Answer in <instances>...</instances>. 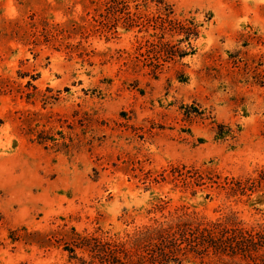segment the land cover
I'll return each instance as SVG.
<instances>
[{
  "label": "rangeland",
  "instance_id": "obj_1",
  "mask_svg": "<svg viewBox=\"0 0 264 264\" xmlns=\"http://www.w3.org/2000/svg\"><path fill=\"white\" fill-rule=\"evenodd\" d=\"M180 208L264 224V0H0V264Z\"/></svg>",
  "mask_w": 264,
  "mask_h": 264
},
{
  "label": "trees",
  "instance_id": "obj_2",
  "mask_svg": "<svg viewBox=\"0 0 264 264\" xmlns=\"http://www.w3.org/2000/svg\"><path fill=\"white\" fill-rule=\"evenodd\" d=\"M180 210L133 234L84 239L78 246L86 247L89 258L74 255L76 264H182L189 252L202 262L210 255L220 264H264V224L246 227L234 214L206 219Z\"/></svg>",
  "mask_w": 264,
  "mask_h": 264
}]
</instances>
